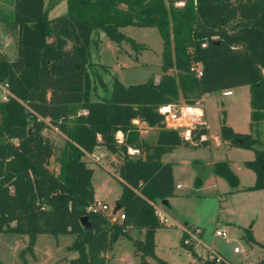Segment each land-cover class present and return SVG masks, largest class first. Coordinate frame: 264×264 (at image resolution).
I'll return each mask as SVG.
<instances>
[{
    "label": "trees",
    "instance_id": "obj_1",
    "mask_svg": "<svg viewBox=\"0 0 264 264\" xmlns=\"http://www.w3.org/2000/svg\"><path fill=\"white\" fill-rule=\"evenodd\" d=\"M65 2L64 12L49 16L54 3L13 0L12 9L1 15L15 27L16 54L9 58L0 52V84L7 92L6 99H0V232L29 234L27 250H32L39 233L73 234L67 250L77 255L67 264H106L107 248L134 226L144 229V239L133 240L136 253L153 254L154 232L164 225L156 201L174 194L172 165L161 156L184 142L176 130L165 127L158 106L178 99L194 103L205 93L243 84L250 91V131L237 132L223 122L221 136L253 148L254 156L246 164L254 170L255 182L247 187L264 192V146L252 133L264 119V0ZM126 24L158 28V80L149 76L125 84L109 64L91 59L93 30L101 28L109 38L138 44L122 31ZM194 63L201 65L200 75L190 69ZM105 73H110V82ZM73 109L75 117L68 126ZM135 119L158 128L154 140L141 136ZM48 124L65 134L58 171L49 166L55 148L43 133ZM97 145L119 159L121 207L114 211L123 218L86 209L95 197L93 167L83 156ZM129 146L138 148L139 155L130 156ZM212 165L236 183L225 160ZM196 180L199 183L201 176ZM188 249L193 253V245ZM188 264L231 263L213 256Z\"/></svg>",
    "mask_w": 264,
    "mask_h": 264
},
{
    "label": "rangeland",
    "instance_id": "obj_2",
    "mask_svg": "<svg viewBox=\"0 0 264 264\" xmlns=\"http://www.w3.org/2000/svg\"><path fill=\"white\" fill-rule=\"evenodd\" d=\"M45 3H54L48 11L49 16L66 9L65 0H45ZM12 7L13 0H0V52L9 58L16 54V30L14 25L5 23L1 15ZM121 29L138 44L126 38H109L101 28L93 30L88 44L91 59L109 64L111 72L125 84L144 81L149 76L158 80L162 61V39L158 28L126 24ZM104 78L110 82V73H105ZM94 97L91 94V98ZM201 103L208 141L182 143L161 156L164 162L171 163L174 181L181 187L175 188V193L166 197V201H156L166 225L157 227L154 232L153 254L136 253L133 240H143L144 229L130 226L128 235H119L107 248L106 264H187L189 260L214 254L222 255L231 264H259L264 259V192L262 188L247 187L255 182V172L246 164L254 155L253 148L231 143L221 136L223 122L239 132L250 130L247 86L212 91L203 95ZM75 109L68 117V126L73 123ZM84 111L77 108V112ZM157 129L144 125L140 134L152 141ZM43 133L55 148L49 166L58 171L57 157L65 134L50 124ZM100 150L96 153L101 159L87 163L94 167L92 184L96 199L106 202L107 211L113 213L122 188L117 177L119 159L104 147ZM221 160H225L235 173L236 183L213 170V162ZM198 176L201 180L196 183ZM217 229L225 230L227 235H217ZM183 232L184 243L181 244ZM248 232L254 240L248 239ZM73 239V234L39 233L32 250H27L29 234L0 232V261L2 264H23L24 259L26 264H67L69 258L77 255L76 251L67 250ZM188 245H193V253Z\"/></svg>",
    "mask_w": 264,
    "mask_h": 264
},
{
    "label": "built area",
    "instance_id": "obj_3",
    "mask_svg": "<svg viewBox=\"0 0 264 264\" xmlns=\"http://www.w3.org/2000/svg\"><path fill=\"white\" fill-rule=\"evenodd\" d=\"M190 69L193 70L196 75L202 73L201 65L199 63H194ZM6 97L7 92L5 86L0 84V99H6ZM158 111L163 116L165 127L176 130L182 140L190 143H197L208 138L206 132L207 127L204 120V111L202 109L200 98L194 103L185 102L183 99L162 103L158 106ZM135 121L139 124L137 119H135ZM127 153L130 156L135 157L139 155L140 151L136 147L129 146L127 147ZM93 159L98 161L99 155H93ZM86 209L94 212H106L109 209V206L106 202L100 199H95L86 207ZM118 217L123 218L124 214L120 212ZM216 234L220 236L227 235L225 230L220 229L216 230ZM234 251L236 252L237 249L235 248ZM213 256H215L216 261L221 260V257L217 254H214Z\"/></svg>",
    "mask_w": 264,
    "mask_h": 264
},
{
    "label": "crops",
    "instance_id": "obj_4",
    "mask_svg": "<svg viewBox=\"0 0 264 264\" xmlns=\"http://www.w3.org/2000/svg\"><path fill=\"white\" fill-rule=\"evenodd\" d=\"M120 80V79H119ZM242 86H247V92H248V95L250 94V91H249V85L248 84H243V85H239V86H235V87H242ZM235 87H230V88H235ZM210 93V92H209ZM205 94H207V93H205ZM205 94H203V95H205ZM203 95H202V97L200 98L201 99V101H202V99H203ZM250 105V104H249ZM250 110H251V107H250ZM249 114H250V112H249ZM139 121V120H138ZM249 121H250V118H249ZM139 125L141 126V128H140V131H143L142 130V126H144V125H148L145 121H139ZM231 126V125H230ZM249 126H250V124H249ZM232 127V126H231ZM256 129L254 130H252V133H253V135H257L258 137H259V140L261 141V145L260 146H264V119H261V120H259V122L256 124ZM233 128V127H232ZM207 129V128H206ZM234 130L235 131H237V132H239L236 128H234ZM145 131V130H144ZM250 131V130H249ZM246 132H248V131H246ZM118 135L119 136H121V132L120 131H118ZM142 136V135H141ZM207 136H208V134H207ZM156 137V136H155ZM155 139V138H154ZM208 141V138L206 139V140H203V141H201V142H197V143H193V144H199V143H206ZM183 143H190V142H186V141H184ZM182 144V143H181ZM180 145V144H179ZM178 145V146H179ZM101 147H103V146H101V145H97L96 147H95V149L91 152V153H86L84 156H83V158L85 159V160H87V162L88 161H90V160H92V161H96V160H94L93 159V155H99V154H97L96 153V150H100L101 149ZM100 152H101V150H100ZM254 156V155H253ZM251 157V156H250ZM251 158H253V157H251ZM251 158H249V159H251ZM101 159V157H100V155H99V160ZM98 160V161H99ZM161 160H162V158H161ZM163 161V160H162ZM90 165V164H89ZM91 166V165H90ZM93 167V166H92ZM93 170H94V167H93ZM172 173H173V167H172ZM173 179H174V173H173ZM181 187V184L180 183H175V181H174V193H175V188H180ZM94 197H95V195H94ZM168 198V197H167ZM95 199H96V197H95ZM166 200V199H165ZM155 207H156V211H157V213L159 214V216H160V218L162 219V221L164 222V224L166 225V222L164 221V219L161 217V215H160V213H159V211H158V208H157V206H156V204H155ZM114 211V210H113ZM118 211H114L113 213H111L110 211H106V213L107 214H109V216H111V218H116V217H118V213H117ZM130 228V227H129ZM128 228V229H129ZM218 255V254H217ZM220 255V254H219ZM220 257H222L223 259H225L222 255H220ZM203 259H205V258H203ZM199 260V259H198ZM198 260H189L188 261V263L189 262H196V261H198ZM187 263V264H188Z\"/></svg>",
    "mask_w": 264,
    "mask_h": 264
},
{
    "label": "water",
    "instance_id": "obj_5",
    "mask_svg": "<svg viewBox=\"0 0 264 264\" xmlns=\"http://www.w3.org/2000/svg\"><path fill=\"white\" fill-rule=\"evenodd\" d=\"M235 139H236L238 142H240V141L242 140L241 137H235ZM162 200H163V201H166L165 198H163ZM120 207H121L120 203H116L115 206H114V209L116 210V209H119ZM86 218H87L86 215H83V216L81 217V220H82L83 223H86ZM202 260H203V259H199L198 261H202Z\"/></svg>",
    "mask_w": 264,
    "mask_h": 264
}]
</instances>
